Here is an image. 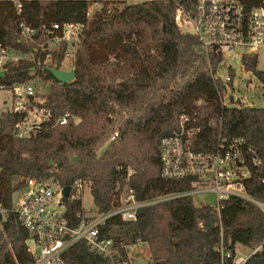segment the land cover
Returning a JSON list of instances; mask_svg holds the SVG:
<instances>
[{
	"label": "trees",
	"instance_id": "1",
	"mask_svg": "<svg viewBox=\"0 0 264 264\" xmlns=\"http://www.w3.org/2000/svg\"><path fill=\"white\" fill-rule=\"evenodd\" d=\"M175 11L174 0H0V46L32 57L8 63L0 88L10 90L38 77L50 85L45 107L51 112L38 135L26 140L13 135L18 115L0 116V203L7 211L29 178H52L63 187L83 179L98 215L120 208L126 190L137 202L148 203L134 222L120 215L109 218L102 233L117 242L146 243L157 264H218L222 239L231 250L240 245L253 251L260 245L264 214L255 204L230 197L221 202L218 216L212 206H195L192 195L175 197L195 190L197 179L162 177L161 140L178 130L180 116L190 115L201 130L198 150L212 149L220 135L243 139L253 150L259 172L244 185L250 197L264 203V108L240 106L233 99L222 104L225 86L216 76L224 59L179 29ZM68 23L83 25L79 41L50 49L49 34L61 36L53 25ZM24 27L35 30L32 42L22 40ZM66 54H71L75 78L63 84L46 68L59 69ZM48 56L53 61L47 66L37 64V58ZM241 62L264 85L259 56L244 55ZM229 75L231 84L234 76ZM66 114L68 124L60 126ZM116 131L119 136L109 142ZM84 213L81 200L66 204L72 226ZM28 237L8 211L0 222V264H36ZM63 260L108 264L83 241L69 246ZM245 264H264V251Z\"/></svg>",
	"mask_w": 264,
	"mask_h": 264
},
{
	"label": "built area",
	"instance_id": "2",
	"mask_svg": "<svg viewBox=\"0 0 264 264\" xmlns=\"http://www.w3.org/2000/svg\"><path fill=\"white\" fill-rule=\"evenodd\" d=\"M174 1L176 26L195 35L206 51H214L226 62L237 53L241 55L242 60L244 55L259 56L264 52V0H258L253 5L247 0ZM96 7L92 6L88 15L92 14ZM52 29L61 30V36H52L53 33L48 31L50 33V38L46 42L48 47L49 45L56 47L60 42L73 45L79 41L83 25L56 24ZM35 33V30L24 27L22 40L32 42ZM70 57L71 54H66V58L60 62V70L69 72L73 69ZM26 59L27 56L13 49L0 46V74L4 73L8 63ZM51 61L53 59L50 56L45 61L41 58L36 60L39 66H47ZM216 78L221 79L226 91V84L231 81V76L222 78L217 75ZM10 92L11 113L19 116L14 125L13 135L19 140L37 136L51 118L50 110L45 107L47 95H38L32 80L14 85ZM221 102L228 105L224 103V98ZM68 118L69 114L60 118L59 125H67ZM200 132L199 127L193 126L190 115H182L179 117L178 130L161 140L162 177L167 180L195 178L199 181L195 190L175 197L188 196L195 192L212 193L215 195V203L205 205L212 206L218 216L221 202L230 197H237L255 204L264 214V203L250 197L244 185V181L253 173L259 172L261 162L253 150L245 145L243 139L227 140L221 135L212 149L198 150L196 139ZM118 136V131L114 132L109 142L115 141ZM87 187L90 188L87 181L78 179L71 187L68 202L82 200L81 196ZM63 189L64 187L52 178L45 180L29 178L24 188L12 196L8 211L17 217L27 231L28 252L36 257V264H64L63 253L69 246L79 241H83L92 252L107 260L108 264H157L146 243L117 242L114 235L102 233V228L109 218L120 215L123 221L134 222L138 209L148 204L137 202L133 191L129 190L116 211L97 215L90 220L83 215L82 221L74 227L66 216L68 202H64ZM8 211L0 203V222L5 221ZM239 246L235 245L231 250L222 239L217 248L218 264H245L250 257L264 251V240L248 257L237 256Z\"/></svg>",
	"mask_w": 264,
	"mask_h": 264
},
{
	"label": "rangeland",
	"instance_id": "3",
	"mask_svg": "<svg viewBox=\"0 0 264 264\" xmlns=\"http://www.w3.org/2000/svg\"><path fill=\"white\" fill-rule=\"evenodd\" d=\"M142 0H134V2H140ZM50 49H56L54 46H50ZM23 55V54H22ZM27 56L28 59H32L31 55ZM231 68V69H230ZM259 68L264 70V52L259 54ZM233 74V81L226 84V91L223 93L224 103L229 104L230 99L234 101H239L240 106H250L257 108H264V85L252 74L247 73L242 68L241 55L236 54L232 58L222 64L218 71V75L225 78L229 73ZM33 84L36 86L38 95H47L49 92V84L44 83L39 80V78L31 79ZM11 92L8 89L0 88V116L5 113H10L11 104ZM127 190L124 192L121 198V202L127 197ZM82 208L84 210L85 216L89 219L96 217L98 214L95 212V205L93 201V196L90 188L87 187L81 196ZM192 199L195 206H202L205 204H214L215 195L206 192H195L192 194ZM31 243V242H30ZM251 254V250L239 246L237 248V256L248 257Z\"/></svg>",
	"mask_w": 264,
	"mask_h": 264
},
{
	"label": "water",
	"instance_id": "4",
	"mask_svg": "<svg viewBox=\"0 0 264 264\" xmlns=\"http://www.w3.org/2000/svg\"><path fill=\"white\" fill-rule=\"evenodd\" d=\"M46 70L49 71L59 83L68 84L71 81H73L75 78V72L73 69L69 72H65V71H62V70L57 69V68L47 67ZM3 75L4 74L2 73L1 76H3ZM71 189L72 188L70 186H66L63 189L64 202L65 203L68 202V199H69V196L71 193Z\"/></svg>",
	"mask_w": 264,
	"mask_h": 264
},
{
	"label": "crops",
	"instance_id": "5",
	"mask_svg": "<svg viewBox=\"0 0 264 264\" xmlns=\"http://www.w3.org/2000/svg\"><path fill=\"white\" fill-rule=\"evenodd\" d=\"M10 106H11V104H10Z\"/></svg>",
	"mask_w": 264,
	"mask_h": 264
}]
</instances>
